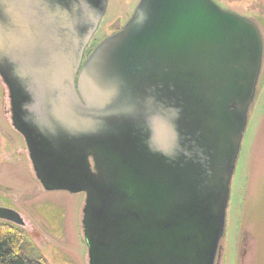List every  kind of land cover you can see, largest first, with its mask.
Returning <instances> with one entry per match:
<instances>
[{
    "label": "water",
    "instance_id": "95a60500",
    "mask_svg": "<svg viewBox=\"0 0 264 264\" xmlns=\"http://www.w3.org/2000/svg\"><path fill=\"white\" fill-rule=\"evenodd\" d=\"M105 7L0 0L13 125L45 190L84 193L88 264H216L260 30L214 0H139L81 64Z\"/></svg>",
    "mask_w": 264,
    "mask_h": 264
},
{
    "label": "rangeland",
    "instance_id": "374dc122",
    "mask_svg": "<svg viewBox=\"0 0 264 264\" xmlns=\"http://www.w3.org/2000/svg\"><path fill=\"white\" fill-rule=\"evenodd\" d=\"M138 2L106 0L105 11L84 57L126 23ZM214 2L253 20L260 30L263 45L255 96L249 106L229 185L216 264H264V0ZM9 109L8 91L0 78V119L9 116L6 113ZM6 170L8 178H13L8 204L18 212L23 221L21 227L48 264H88L81 223L84 193L45 190L34 177L25 146L17 165L9 158Z\"/></svg>",
    "mask_w": 264,
    "mask_h": 264
},
{
    "label": "flooded vegetation",
    "instance_id": "af4514ba",
    "mask_svg": "<svg viewBox=\"0 0 264 264\" xmlns=\"http://www.w3.org/2000/svg\"><path fill=\"white\" fill-rule=\"evenodd\" d=\"M87 46L85 47V49L87 48ZM85 49L83 51V58L81 64H83L87 56L90 54L89 52L84 57ZM9 106H10V102H9ZM6 113H8L9 116H6L4 120L0 119V208L11 209L18 214V212L14 210L13 206L8 204V192L11 191L13 188V184H11L13 182V178L10 179L7 176L6 162H8V159L10 158L11 160L14 161V165H17V162L20 160L22 154V149L24 148V146L26 147V145L23 134L20 131H18L13 125L11 110L9 109L8 111H6ZM9 148H10V152H9ZM8 155H10L9 158ZM88 161L90 163L91 171H94L91 157L88 158ZM31 166L33 169L32 163ZM33 172H34V177H36L34 169ZM37 181L39 182L38 179ZM0 222L5 223L8 221L0 219Z\"/></svg>",
    "mask_w": 264,
    "mask_h": 264
},
{
    "label": "trees",
    "instance_id": "16d2710c",
    "mask_svg": "<svg viewBox=\"0 0 264 264\" xmlns=\"http://www.w3.org/2000/svg\"><path fill=\"white\" fill-rule=\"evenodd\" d=\"M0 264H48L21 226L0 222Z\"/></svg>",
    "mask_w": 264,
    "mask_h": 264
}]
</instances>
